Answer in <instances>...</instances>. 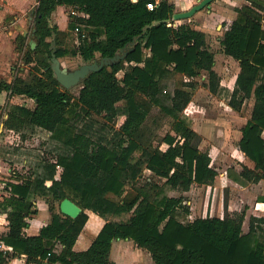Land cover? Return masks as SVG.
Masks as SVG:
<instances>
[{
  "label": "trees",
  "instance_id": "trees-1",
  "mask_svg": "<svg viewBox=\"0 0 264 264\" xmlns=\"http://www.w3.org/2000/svg\"><path fill=\"white\" fill-rule=\"evenodd\" d=\"M151 2L155 0H39L35 26L40 43L36 49L28 48L30 58L36 56L34 67L38 72L30 81L22 76L13 81L0 80V95L7 91L10 96L34 100L33 107L12 105L5 125L17 131L29 126L43 128L59 139L62 147L57 162H46L35 177L9 183L14 198L8 214L10 226L2 240L11 247V256L25 254L26 264L43 260L51 264H116L111 252L118 238L148 248L155 264H264V216L251 215L248 231L244 230L246 211H227L225 216L197 217L185 222L179 218L180 208L189 211L184 199L158 196L156 183L148 188L139 186L134 195L127 192L128 185H135L145 169L183 191L194 183H212L218 175L210 154L195 143L197 131L181 115L191 101V92L176 88L170 105L160 102L161 81L175 72L188 77L206 75L211 91L220 92L215 53L204 31L189 22L175 25L174 3L161 0L149 8ZM62 5L88 14L68 22L71 30L83 26L80 44L73 51L64 46L67 31L50 22L53 12ZM263 10L264 0H251L239 8L221 39L224 52L240 64L228 104L239 111L247 99L255 98L239 140V149L254 163L241 171L251 182L264 180ZM26 38L19 35L23 48ZM53 42L57 57L81 54L86 63L94 62L97 53L101 59L115 56L126 46L129 49L121 61L91 72L76 94L56 79L51 68ZM120 71H124L121 78ZM120 102H124L123 107ZM152 103L162 105L175 118L177 135L165 137V150L144 148L136 137ZM93 114L103 115L108 122H115L120 114L124 116L111 138H95L72 120ZM139 149L141 155L135 157ZM58 166L63 167L60 179L55 177ZM37 196L50 204L52 218L38 234L28 235V219L38 212L34 204ZM64 198L82 208L78 217L56 211V203ZM259 200L264 203V194ZM89 211L106 222L88 248L77 249ZM122 213L131 216L122 221L108 218ZM6 257L9 254L0 253V264Z\"/></svg>",
  "mask_w": 264,
  "mask_h": 264
},
{
  "label": "rangeland",
  "instance_id": "rangeland-1",
  "mask_svg": "<svg viewBox=\"0 0 264 264\" xmlns=\"http://www.w3.org/2000/svg\"><path fill=\"white\" fill-rule=\"evenodd\" d=\"M169 1L175 4V12H177L190 9L200 0ZM250 3L251 0H214L192 17L174 20L175 25L189 22L196 29L206 33L208 46L215 53L214 68L221 78V90L213 93L208 86L206 75L188 77L175 72L162 79L160 102L163 106L170 105L171 96L176 88H185L191 92V101L181 115L197 131L198 137L195 143L202 151L210 154L212 166L217 170L218 175L212 183H194L189 190L183 191L167 185L164 178L145 169L135 185H128L127 192L134 195L139 186L147 185L145 187L148 188L151 183H156L158 196H181L184 199V204L189 211L180 208L179 218L185 222L197 217L225 216L228 212L234 214L246 211L244 230L248 231L251 215L264 216V203L259 200V196L264 194V180L251 182L241 175L245 165L253 167L254 163L239 149L242 128L251 117L255 98L247 99L239 111L228 104V94L235 87L240 64L237 59L224 52L221 44L227 26L238 16V9ZM38 5L39 0H0V80L13 81L16 76H22L30 81L33 74L38 72L34 67L37 64L36 56L33 55L31 59L28 54L31 40L37 43L35 49L40 43L37 36L32 34L33 28L36 27L35 11ZM75 10L76 8L72 6L62 5L54 11L50 19L52 25L57 24L67 31L64 46L72 51L76 50L80 44L79 33L83 28L82 25H79V31L68 28L69 20L76 17L73 13ZM75 12L78 13V10ZM23 31L27 37L24 48L22 40L19 39V35H24ZM49 40L53 41L52 38ZM99 58L100 54L97 53V59ZM60 60L70 69L78 68L86 63L81 54L70 53L61 57ZM123 72L118 73L119 78L122 77ZM81 86L82 83L71 90L77 94ZM0 102L2 105L0 109V173L9 179L3 203L7 209H11L14 194L9 183H19L35 177L42 172L46 162H57L62 147L59 139L54 138L51 132L43 128L29 126L22 131H17L5 125L7 112L12 105L22 104L33 107L34 100L29 97L10 96L5 91ZM119 105L123 107L124 102H120ZM162 105L150 104L147 117L136 135L144 148L165 150L168 147L165 137L168 134L177 135L175 118L166 112ZM122 116L124 115L120 114L115 122H108L103 115L98 114L88 118L74 117L72 120L74 125L88 129L95 138L100 135L111 138ZM177 138L180 139L179 135ZM140 155L139 149L135 152V157ZM62 171V166L57 167L55 176L57 179L61 178ZM36 200L45 203L46 210L50 211V204L43 196H37ZM58 204L59 202L56 203V211H60V204ZM89 215L85 231L77 242V249L88 248L93 238L99 233L100 227L106 222L104 217L95 212L89 211ZM130 216L131 213H122L112 214L108 218L122 221ZM0 239L2 240V237ZM114 242L115 247L114 249L112 247L111 256L116 264L117 261L119 264L121 261L122 264H147L154 261L148 248L140 247L130 239L118 238ZM119 243H122L124 248L118 245Z\"/></svg>",
  "mask_w": 264,
  "mask_h": 264
},
{
  "label": "water",
  "instance_id": "water-1",
  "mask_svg": "<svg viewBox=\"0 0 264 264\" xmlns=\"http://www.w3.org/2000/svg\"><path fill=\"white\" fill-rule=\"evenodd\" d=\"M214 0H200L197 4L193 5L190 9L184 11H177L173 15V20H182L192 17L196 12L202 10L205 6L210 5ZM34 13V11L32 12ZM32 17V16H31ZM37 27L32 30L33 36H37L40 40V35L37 33ZM136 39L132 41L134 45ZM32 49H35L36 44L33 40L30 41ZM52 58L51 68L55 73L56 79L67 89L80 85L83 80L93 71L101 70L105 65H111L124 59L128 53L129 47L126 46L121 49L120 53L115 56H105L94 62H88L80 65L78 68L70 69L62 64V61L56 55L55 42L52 44ZM60 210L62 213L76 218L82 212V208L70 198H64L60 202Z\"/></svg>",
  "mask_w": 264,
  "mask_h": 264
},
{
  "label": "crops",
  "instance_id": "crops-1",
  "mask_svg": "<svg viewBox=\"0 0 264 264\" xmlns=\"http://www.w3.org/2000/svg\"><path fill=\"white\" fill-rule=\"evenodd\" d=\"M59 7H62V6H59ZM22 34L25 35V31H23ZM3 93L0 95V100L2 98ZM0 104H1V102H0ZM34 204H35V207H36V209H37L38 212L36 214L31 215L29 217V219H28V225L25 228V231H26V233L28 235L38 234L40 232L41 228L44 225H46L47 223H49L51 221V218H52V213L48 209L46 210V207H45L46 204L45 203H40V202H37V200H35L34 201ZM102 226L100 227V230H101ZM114 243L115 242H113V245H114ZM0 245L1 246H4L6 248V250H0V253H3L4 252V255L3 256H6L7 254H9V257H6V261L4 262V264H26V257L27 256L25 254H17L15 256H11V253H12L11 247L5 245L4 242L1 239H0ZM118 245H120L122 248H124L122 243H119ZM114 247L115 246H113V249H114ZM111 258L113 259L112 256H111ZM33 264H51V263H49L46 260H43L41 263H33ZM117 264H119L118 261H117ZM121 264H122V261H121ZM147 264H155V263H154V261H150Z\"/></svg>",
  "mask_w": 264,
  "mask_h": 264
},
{
  "label": "built area",
  "instance_id": "built-area-1",
  "mask_svg": "<svg viewBox=\"0 0 264 264\" xmlns=\"http://www.w3.org/2000/svg\"><path fill=\"white\" fill-rule=\"evenodd\" d=\"M133 2H137L138 0H132ZM161 0H155V2H151L148 4L149 8H154L155 6H157L159 4ZM77 11V10H75ZM75 11H73L74 14H76V16H83V17H87L88 14H86L85 12H78L76 13ZM76 31H79L80 28L79 26L75 28ZM10 95V93H9ZM16 96H21L24 97L23 95H14V97ZM26 97V96H25ZM33 100V99H32ZM58 168H60V166H58ZM8 181L9 179H7L2 173H0V238L3 236V234H5L10 226V219H9V209H7L3 203V199H4V195L6 194V190H7V185H8ZM0 250H6V248L4 246L0 245Z\"/></svg>",
  "mask_w": 264,
  "mask_h": 264
},
{
  "label": "flooded vegetation",
  "instance_id": "flooded-vegetation-1",
  "mask_svg": "<svg viewBox=\"0 0 264 264\" xmlns=\"http://www.w3.org/2000/svg\"><path fill=\"white\" fill-rule=\"evenodd\" d=\"M96 60H99V59H96Z\"/></svg>",
  "mask_w": 264,
  "mask_h": 264
}]
</instances>
